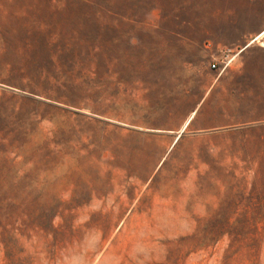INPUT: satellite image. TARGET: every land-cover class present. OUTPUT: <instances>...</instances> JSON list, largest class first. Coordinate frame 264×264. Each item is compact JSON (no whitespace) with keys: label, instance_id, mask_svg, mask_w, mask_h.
Segmentation results:
<instances>
[{"label":"rangeland","instance_id":"374dc122","mask_svg":"<svg viewBox=\"0 0 264 264\" xmlns=\"http://www.w3.org/2000/svg\"><path fill=\"white\" fill-rule=\"evenodd\" d=\"M242 1L0 0V264H264V86L206 94Z\"/></svg>","mask_w":264,"mask_h":264},{"label":"crops","instance_id":"0c3cea01","mask_svg":"<svg viewBox=\"0 0 264 264\" xmlns=\"http://www.w3.org/2000/svg\"><path fill=\"white\" fill-rule=\"evenodd\" d=\"M241 4L229 11L209 13L204 42L206 54L211 57V62L217 63V68L207 70L206 94L209 96L213 91L215 95L227 96L218 110L236 113L237 118L239 113L260 110L246 108L241 97L253 95L254 89L264 86V0H243ZM225 57L230 59L226 66ZM231 125L232 121L229 124L208 123L199 128Z\"/></svg>","mask_w":264,"mask_h":264},{"label":"built area","instance_id":"2783aa9c","mask_svg":"<svg viewBox=\"0 0 264 264\" xmlns=\"http://www.w3.org/2000/svg\"><path fill=\"white\" fill-rule=\"evenodd\" d=\"M223 61H224V66H226L228 62L230 61V59L227 58V59H224ZM211 66L212 68H217V63L213 62Z\"/></svg>","mask_w":264,"mask_h":264}]
</instances>
